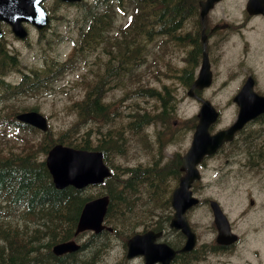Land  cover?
Segmentation results:
<instances>
[{"label":"rangeland","instance_id":"rangeland-1","mask_svg":"<svg viewBox=\"0 0 264 264\" xmlns=\"http://www.w3.org/2000/svg\"><path fill=\"white\" fill-rule=\"evenodd\" d=\"M93 0H86V2H92ZM54 17L51 29L48 34L44 36L35 37L31 34L29 44L27 43H17L12 40V37L6 33V39L9 42V47L12 50L19 52V57L23 58L26 54L32 56L28 60V66L33 60L35 63V68L39 66L38 64V54L37 49H41V54H54L59 59L65 60L70 52V42L69 39L75 35V29L79 24V16L81 14V9L74 5H57L54 0H48L45 2ZM231 6L229 0H225L220 4L219 12L222 9H228ZM239 15L236 14V17ZM113 25L111 26L113 32L111 36L118 34V30L125 24L127 20V15L123 12L120 14L117 11L113 15ZM258 40L261 42L260 35H257ZM189 46L185 45L181 47L177 42L171 40L169 37L160 36L153 38L152 41L146 44L144 49L145 64L134 69V81L131 83L129 80L125 79V84L119 86L118 81L110 82V86H107V93L105 101L107 103L115 104V110L119 112L120 118H126V115L132 110H157L159 103L152 99L151 97H136L130 89L138 87L140 85H146L151 87H156L161 89L163 85L172 89L173 93L177 98V109L174 114V118L168 128L163 129V139L162 144L158 148H162V154L159 155L155 150V158L162 159V157L167 158L172 153H184L188 148L192 131L184 129L182 123L189 119L198 110L199 103L197 100L187 97L186 91L179 81L176 79L175 75H179L177 71L183 66V58L189 51ZM232 53H227L222 59L215 57L214 59V69L216 72V81L213 86L204 91L201 94L202 98L211 101L214 106L221 109L222 116L220 118V125H227L233 118L234 107L231 106V94L232 87H226V82L222 84L225 78L229 77V71L231 70V64L233 63ZM102 62L107 60V56L101 57ZM100 60L98 61V63ZM21 67V63L19 64ZM13 75V72H12ZM78 72L74 67L66 69L64 72L59 74V83L65 84L62 90H67L69 94L63 95L62 90H57L53 95L50 93H42L37 96L21 97L12 99L17 103L19 107L29 108L37 107L43 114L48 115L51 130L53 134H58L63 130L69 128L76 120L74 113L71 111L70 103L74 102L76 98L79 97L80 93L85 90V84L81 82ZM13 78V76H12ZM68 85V86H67ZM58 91V92H57ZM125 94V95H124ZM111 106L110 110L112 111ZM176 121V122H175ZM125 128V127H124ZM123 128V129H124ZM85 129V126L79 128V132L72 134V137H78ZM254 130L256 128H253ZM261 128L257 127L259 132L253 139V146L258 148L260 143L264 140V133ZM155 127L148 126L144 130V134L148 136L154 135ZM28 134V131H23L18 128H13L11 132L8 133V138L12 139L15 136L23 137ZM140 141L137 137L131 136L129 140V152L124 157H118L115 162L121 165L127 164H137L143 163L147 164L152 160V156H147L140 151ZM229 161V166L226 165ZM209 168L205 172L203 171L201 185L203 183H212L211 187L206 190L200 188L199 193H205L207 195H213L221 198L225 195V200L229 204L233 213H236L241 205H233L232 200H240L245 198V187L253 185L255 187L264 184V160H260L258 165L254 168L241 167L237 162L236 158L230 156L229 149H225L219 156L215 157L208 162ZM214 166H225L227 169L230 168V172L224 177L216 178V174H213L212 168ZM89 192H96L94 188L88 189ZM196 217L199 218V227L203 230H207L209 222L207 221L206 215L202 212V208L196 213ZM43 233H47L43 230ZM20 243L30 242V245H34L41 235V231L38 226L32 223L28 226H21ZM25 235V236H24ZM119 238H112L110 240V245L107 249L106 255L102 258L106 264H116L114 262L121 254L122 244ZM20 251V250H18ZM11 253V252H10ZM9 253V254H10ZM8 254V255H9ZM135 261L134 264H137Z\"/></svg>","mask_w":264,"mask_h":264},{"label":"trees","instance_id":"trees-1","mask_svg":"<svg viewBox=\"0 0 264 264\" xmlns=\"http://www.w3.org/2000/svg\"><path fill=\"white\" fill-rule=\"evenodd\" d=\"M129 1L133 3V0ZM152 3L154 7L156 6L155 13L158 22L163 23L164 26H174V24L180 23L192 9V0H152ZM138 6L140 17L144 19L148 18L149 0H139ZM100 16L98 15L96 17L98 18L95 21L96 24L101 23V19L106 24H109L108 17ZM135 17L136 15H132L129 24L130 27ZM143 23L147 22L143 21ZM141 27L142 25L140 24ZM131 33L132 30L124 31L122 35L123 41H128ZM123 48H128V44L123 43ZM77 111L81 118L90 117L94 120H100L103 123L109 122L110 114L106 108L96 103L95 96L91 100L88 99L85 103H81L80 109H77ZM143 123L145 125V122ZM133 124L136 123L131 122L129 126ZM122 126L126 127L125 123ZM128 128L133 129L132 127ZM122 133L123 127L108 129L103 134L102 140L97 148L102 149L106 156V149H112L117 144L122 146ZM75 145H83L84 148L91 146L89 140L86 138L77 142ZM18 160L20 161L19 166H16L14 163L8 165L3 160H0V216L11 215L24 217L27 219L26 223H33L38 218H41L44 231L52 233V235H55V233L58 234L57 236H51L52 239L60 241L69 238L72 235L79 211L88 198L81 196L79 192L72 188L63 190L55 189L44 164L42 162H36L31 154H25L19 157ZM164 167H168L167 173H169L175 166L168 163ZM127 172L128 176L126 178L118 177L115 180L112 177L107 181V185H113L112 188L109 187L107 189L111 202L106 217L107 220L112 221V215L121 213V211L131 212L133 208L131 203L135 198L140 197V193H138L140 187L144 188L147 194L150 193L146 183L151 184L148 177H153V175H148L147 170H141L139 168L129 169ZM164 174V172L157 173L155 177L157 179L161 178L160 181H162ZM6 226L0 228V230L11 234V240L14 246V243L19 239L16 236H20L18 234L21 228L14 226L13 221L8 222ZM22 226L25 227V225ZM0 244H3L1 240ZM4 259H1L2 264H33L23 250L18 251L14 249L8 255V258Z\"/></svg>","mask_w":264,"mask_h":264},{"label":"flooded vegetation","instance_id":"flooded-vegetation-1","mask_svg":"<svg viewBox=\"0 0 264 264\" xmlns=\"http://www.w3.org/2000/svg\"><path fill=\"white\" fill-rule=\"evenodd\" d=\"M237 1H239V7H237ZM247 1L229 0L231 6L228 9L220 8L222 9L221 13L217 8L213 14L212 10L209 11L202 20H199L201 22L200 32L203 31L207 35L206 48L209 53L214 51V57L217 56L219 59V53H221V47L223 46L222 41L227 35V31H229L228 43L229 48L232 50V56L238 55L240 60H245L249 56V61L255 63L253 67L249 66L248 73L243 75L242 80L247 76H252L254 91L264 94V83L260 85L258 76L255 73V70L259 69V72L264 76V45L251 52L254 48V42L252 36L246 33L247 29L251 32L260 33L264 42V1H251L249 9H257L258 12L256 13H251L247 9ZM235 7L237 8L235 9ZM235 12L239 14V17L233 18ZM214 36L216 39L211 42ZM253 123H259V126L264 128V112ZM248 128L249 125L242 131L247 136L251 134ZM249 155L252 156V152ZM256 156L264 159V143L261 145V151L253 153V157ZM263 191L264 184L263 187L259 186L258 194L254 198L249 191L245 206L237 210L235 219L231 210L221 200L223 207L221 209L227 215L225 216L228 220L229 229L234 234L233 238L237 239L234 243L225 245L216 241L217 230L215 225H211L209 228L212 232L207 237H200L199 239L196 233L195 254H192V252L182 254L180 260L187 264H213L214 262L215 264H231V260L220 261V257L226 255L232 258L238 254L237 260L233 264H264V205H259V196ZM179 235L180 243H183L184 236Z\"/></svg>","mask_w":264,"mask_h":264},{"label":"water","instance_id":"water-1","mask_svg":"<svg viewBox=\"0 0 264 264\" xmlns=\"http://www.w3.org/2000/svg\"><path fill=\"white\" fill-rule=\"evenodd\" d=\"M38 1L39 0H0V19H6L13 24L15 33L20 37H24L25 33L19 28L18 24L23 15L34 16L32 8L35 7ZM17 15L20 16L14 24V20L11 19ZM207 77L206 66H203L197 82L203 83L207 80ZM208 105L207 102H204L202 106L203 108H201L200 122L194 134L192 147L182 159L183 164L181 169H186L187 173L180 179V186L174 192L173 197L176 201V205H179V202H183L182 200H184V197L181 193L184 192L185 187L188 186L190 181L196 176L193 167L197 161V156L203 154L209 148H213L214 145L212 146L211 142L216 140L218 136L215 135L210 138L209 135H207V126L210 122L214 121L216 117L213 109ZM22 118L33 123L35 126L45 129L44 119L36 113L24 114ZM200 139L202 141H200ZM209 142L210 146L206 149H202L203 144H208ZM48 165L53 174L54 183L57 188H63L68 185L81 188L87 183H100L103 181L104 177L108 175L107 169L102 164L101 153L98 152L86 153L57 147L51 152L48 159ZM107 202V197H100L86 203L79 216L76 233L87 228L99 231L102 228L100 224L106 210ZM147 236L150 237L148 240V253L149 251L152 252L155 258L161 259L164 262L171 258L172 254L169 250L165 246L158 247V250L157 246L155 247L151 244L152 236L147 234H144V236L141 237L134 236L129 241V254L143 251L137 249V247L138 245H146ZM73 248L74 245L72 242H65L54 247V252L60 254L70 251Z\"/></svg>","mask_w":264,"mask_h":264},{"label":"bare ground","instance_id":"bare-ground-1","mask_svg":"<svg viewBox=\"0 0 264 264\" xmlns=\"http://www.w3.org/2000/svg\"><path fill=\"white\" fill-rule=\"evenodd\" d=\"M25 169V168H24ZM30 170V169H29ZM3 171V170H2ZM25 172V171H24ZM33 173V172H32ZM4 174V173H3ZM34 174V173H33ZM35 175V174H34ZM27 177V176H26ZM35 182V181H34Z\"/></svg>","mask_w":264,"mask_h":264}]
</instances>
